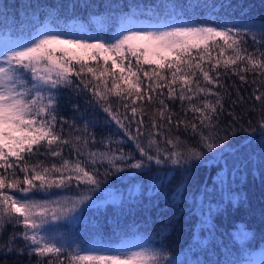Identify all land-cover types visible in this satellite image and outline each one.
Returning a JSON list of instances; mask_svg holds the SVG:
<instances>
[{
	"label": "snow or ice",
	"instance_id": "obj_1",
	"mask_svg": "<svg viewBox=\"0 0 264 264\" xmlns=\"http://www.w3.org/2000/svg\"><path fill=\"white\" fill-rule=\"evenodd\" d=\"M192 7L204 11L196 18H185L182 12L174 10L157 23L124 27L103 36L90 31L84 24H64L57 13L49 12L48 18L44 22L37 20L27 35L0 41V169L4 170L0 173V230L5 224L24 229L21 233H13L0 249L20 254L27 252L29 256L34 253L40 258L36 264H163L167 259L162 247L132 250L122 237L118 243L99 236L81 243L75 239L58 240L52 235L59 227H54V223L74 224L95 203L93 197L102 185L99 172L86 170L78 160L65 159L59 166L52 164L51 167L42 161L31 163V160L41 155L60 156L53 145L72 143L63 135V125L67 124L70 132L73 129L80 132L75 118L69 123L59 112V101L65 91H74L84 97L86 107H98L121 128L125 125L119 118V107L114 110L115 101L111 97L121 101L125 110L129 107L128 101L135 105L147 97L151 104L155 96L161 97L157 109L161 123L151 119L147 145L138 139L145 135L142 131L144 121L135 120L138 112L143 114V105L139 109L131 108V120L127 111L124 115L123 119L129 124L137 125V136L127 130L125 134L135 143L140 158L122 150L116 155L115 150L108 148V141H104L107 151L89 153L92 165L107 163L115 172L126 167L140 173L151 171L153 163L158 167L171 165L187 178L195 167L193 161L205 162L201 159L205 150L212 154L207 160L222 153L225 149L216 143V137L217 113L223 111L224 94L214 89L227 86L220 82L221 73L217 69H231L233 75L254 72L264 77V20L237 25L226 13H217L215 4ZM231 7V4L219 5L222 10ZM249 41L252 51H249ZM144 65L149 67L145 69ZM197 73L203 78V85L195 79ZM239 78L246 82L245 76ZM144 81L148 83L145 85ZM162 88H167L168 100H179L182 108L183 102L188 101L187 111L198 114L193 119H198L199 125L187 120L176 121L177 128L183 124L198 137L193 144L174 136L170 128L167 134L162 131L163 122L166 120L171 125L174 115L163 99L165 94L157 91ZM201 95L216 99L192 103ZM252 95L259 102V107L254 105L251 110L260 114L258 126L264 140V91L258 88ZM73 108L80 111L79 105ZM80 119L84 122L83 134L74 135L73 139L75 151L83 155L79 147L81 141L85 147L89 139L95 142L94 135L89 132L94 122L84 115ZM58 124L61 126L59 132ZM241 130L246 129L241 126ZM252 131L257 129L254 127ZM162 144L166 147L162 148ZM218 147L220 152L214 151ZM260 163L264 166V143L260 145ZM16 169L23 173L22 179ZM110 174L107 170L104 173L105 176ZM157 176L163 182L170 173H157ZM73 181L77 186L88 187L73 190ZM54 188L60 191H51ZM12 192H19L21 196L16 197L10 194ZM35 193L43 195L38 198ZM173 195L174 198L182 197L179 189ZM241 234L248 235L243 231ZM17 237L24 241L22 247L15 244ZM259 256V259L224 258L216 264H264V250ZM44 257L49 259L45 261ZM168 264L179 262L171 259Z\"/></svg>",
	"mask_w": 264,
	"mask_h": 264
},
{
	"label": "trees",
	"instance_id": "obj_2",
	"mask_svg": "<svg viewBox=\"0 0 264 264\" xmlns=\"http://www.w3.org/2000/svg\"><path fill=\"white\" fill-rule=\"evenodd\" d=\"M204 4H215L217 13H226L237 25L264 20V0H0V41L27 35L37 20L44 22L48 18L49 12L57 13L64 24H84L94 33L107 35L116 32L121 21L132 19L136 24L148 26L166 19L174 10L182 12L185 18H196L204 9L192 6ZM220 4H231L232 7L222 10ZM249 51H252L251 41ZM144 67L147 69L149 66ZM217 72L221 73L220 82L227 86L214 89L224 94L223 111L218 110L217 113L216 143L225 150L213 160L206 159L212 154L205 150L201 158L205 162L193 161L195 167L187 178L171 165L158 167L153 163L151 171L140 173L126 167L121 172H115L109 169L107 163H90V152L107 151L108 148L115 150L116 155L122 150L125 154L131 153L135 158H140L135 143L125 134L127 130L132 136H137V125L129 124L128 120L123 119L124 115L127 111L131 120V108L139 109L143 105V114L138 112L135 120L144 121L142 131L145 135L138 139L147 145L151 119L155 118L158 124L161 123L157 111L161 97L155 96L151 104L147 97L135 105L128 101L127 110L115 96L111 97L115 101L113 108L119 107V118L125 125L121 128L98 107H86L85 98L74 91L62 94L59 112L69 123L75 118L80 132H75V129L70 132L68 125H63V135L72 143L53 145L60 151V156H34L31 163L42 161L45 166L51 167L52 164L59 166L65 159L71 162L78 160L86 170H98L102 181L101 188L93 197L95 203L74 224L68 225L67 221L55 224V227L59 226L57 231L62 238L75 239L77 243L91 241L97 236L105 241L112 238L113 243H118L121 237L126 241L137 239L148 247H162L164 255L179 264H216L224 258H256L264 250V166L260 163V145L264 140L258 126L260 114L251 110L254 105L259 107L252 93L258 88L264 91V77H258L254 72L233 75L231 69L223 67L218 68ZM225 72L227 75H223ZM211 74L215 76V73ZM140 75L143 79V74ZM240 75L245 76L246 82L240 80ZM195 79H199L203 85L199 73ZM144 83L146 85L148 82ZM175 87L179 91V86ZM157 91L165 94L163 99L169 106V112L174 114L173 123L168 125L165 120L162 131L167 134L170 128L174 136L193 144L198 137H194L191 129H185L183 124L177 128L176 121L187 120L199 125V120L193 119L198 114L187 111L188 101L183 102L182 108L179 100H168L167 88ZM204 99L214 102L216 97L201 95L192 103H200ZM73 105H79L80 111H75ZM94 112L98 115H94ZM82 115L94 122L89 132L94 135L95 142L89 139L85 147L81 141L79 147L83 155H80L74 149L76 142L73 137L83 134ZM241 126L246 130H241ZM60 127L58 124V132ZM254 127L257 129L255 132L252 131ZM104 141H108V148ZM161 147L166 145L162 144ZM214 151L220 152V148ZM117 164L120 162L117 161ZM106 170L112 174L105 176ZM16 172L22 179L23 173L19 169ZM164 172H169L170 176L161 182L157 173ZM71 187L75 190L88 186H77L73 181ZM177 189L182 197L174 198ZM51 191L60 190L54 188ZM35 195L39 198L43 193ZM23 231L22 226L5 224L0 230V245L6 244L13 233ZM241 231L248 235L242 236ZM15 244L22 247L24 241L17 237ZM39 259L34 253L29 256L27 252L20 254L7 252L6 248L0 249V264H36ZM43 259L46 261L49 257Z\"/></svg>",
	"mask_w": 264,
	"mask_h": 264
},
{
	"label": "rangeland",
	"instance_id": "obj_3",
	"mask_svg": "<svg viewBox=\"0 0 264 264\" xmlns=\"http://www.w3.org/2000/svg\"><path fill=\"white\" fill-rule=\"evenodd\" d=\"M126 21H127V23H125ZM126 21L119 22L117 32L120 30V28H124V27H130V26L143 27V26H146L145 24H139V25L138 24H135L134 22H132V20H126ZM155 23H157V22H155ZM151 24H154V22L151 23ZM99 35L103 36L104 34H99ZM131 60H132V64H135V58L133 57V58H131ZM0 170L1 171H4L3 169H0ZM9 178H11L10 175H9ZM5 191L8 192L9 190L5 189ZM10 194H12V195H14L16 197H20L21 196V193H19V192H12ZM53 198H55V197H53ZM55 224H57V222L54 223V227H55ZM238 232H240V231L238 230ZM52 235L55 236L58 240L62 238L59 235V232L58 231H55L54 233H52ZM127 243H128V245L130 246V248L132 250H137V251L139 250L140 247H148L143 241H140V240H137V239H134V240H131V241H127ZM259 258H260L259 254L256 255V259H259ZM171 259H173V258H167V261L166 262H163V264H168V260H171Z\"/></svg>",
	"mask_w": 264,
	"mask_h": 264
}]
</instances>
